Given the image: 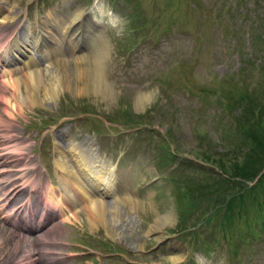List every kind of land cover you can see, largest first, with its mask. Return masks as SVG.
<instances>
[{"label": "rangeland", "instance_id": "obj_1", "mask_svg": "<svg viewBox=\"0 0 264 264\" xmlns=\"http://www.w3.org/2000/svg\"><path fill=\"white\" fill-rule=\"evenodd\" d=\"M3 1L0 15L14 9ZM10 4L18 13L9 24L22 26L16 38L25 58L41 53L31 27L48 24L47 14L56 9L59 23L49 26L56 38L40 46L59 51L57 74L64 81L68 77L67 85L53 94L41 90L38 103L10 116L1 94L10 95L11 90L0 76V179L9 182L23 171L34 176L26 184L25 198L41 209L38 220L42 214L41 222L50 217L44 228L34 231L45 241L37 240L35 250L52 247L54 252L45 251L44 256L64 264H264V0ZM72 4L87 18L82 29L70 24ZM3 26L0 19L1 59L4 35L12 33L9 25ZM72 33L81 34L75 49L69 44ZM98 46L102 76L113 90L109 97L89 86ZM5 64L20 77L21 61ZM47 64L56 68L55 62H43L46 82ZM140 94L147 100L139 102ZM13 134L24 138L4 149L3 142ZM81 139L92 147L94 158L88 165L95 173L102 164L91 162L100 160L122 173L119 186L103 193L109 206L107 228L93 222L72 192H66L61 181L65 172L55 164L60 145L66 166L76 168ZM25 152L39 175L31 176V165L20 170ZM244 163L249 169L245 177ZM46 183L47 191L56 189L55 201L66 195L70 208L79 210L77 219L64 224L62 218L70 211L61 208L62 201L58 205L47 199ZM10 186L15 184L1 191L10 192ZM38 186L36 200L37 192L31 191ZM117 192L127 199L113 205ZM17 206L12 200L0 208V224L10 230L22 223L24 213ZM165 215H171V223L152 230ZM177 247L184 258L174 263L170 255ZM17 256L3 254L14 264Z\"/></svg>", "mask_w": 264, "mask_h": 264}, {"label": "bare ground", "instance_id": "obj_2", "mask_svg": "<svg viewBox=\"0 0 264 264\" xmlns=\"http://www.w3.org/2000/svg\"><path fill=\"white\" fill-rule=\"evenodd\" d=\"M3 2L9 6L11 5V7L14 8L13 10L11 9L12 11H9V13L0 15V17H1L0 19L4 23L3 27H5L6 25H9V29H10L11 26L9 23H12V21L17 19L15 17L18 13L16 10L17 8L15 5L10 4L11 0L10 1L5 0ZM70 2H68V3H70ZM8 8H10V7H8ZM55 10L50 11L47 14L49 19H50L48 24H45V23L44 24H41V23L37 24V23H35L31 27V29L33 31L32 34L35 37L34 46L36 44L38 51H41V53L37 54L36 58H34V56H30L28 58H25V55L22 57V55L25 53H23V51L18 49L20 46V43H19V38H16V32H17L18 28H20V30L22 29L21 28L22 26L20 24L17 23L16 25L12 26V28L10 29L12 31L11 34H9V35L5 34L4 35V36H6V37L8 36V37L6 38L5 43L1 44V46H3V48H4L3 49V51H4L3 57L4 58L1 59V57H0V64H3L4 66L3 65L0 66V76L2 77L1 82L3 83V85L5 87H7V90L8 89H9V91L11 90V93H10V95L5 94V93L1 94V99H2L3 103H5V107H6L5 113H7L10 116L11 115L15 116L16 114H18V112H21V110L24 108V106H27V105L32 106V105L38 103L39 99H40V95L42 93L41 90L43 92H45L46 94H50V93L53 94V92L56 91L58 88L62 87L63 85L68 84V77L65 78V80L67 81L66 82V81H64V79L60 75L57 74L59 67H57L56 65H57V63H59V60H58V52L59 51H57V49H55V48H52L50 45L45 46L46 49L41 47L42 41L43 42L46 40L49 41V40H51L50 38H54V39L56 38L55 37L56 34L54 33V29L49 27V26H51L50 24L54 25L55 23H59V17H57V13L55 12ZM1 12H2V9L0 10V14H1ZM69 14H70V16H69L70 24L72 22L73 24L77 25L78 29H82L85 27V20L87 18H85L86 16H85L83 10H80L78 8V6H76V5L74 6L72 4V9L70 10ZM62 16L63 15H61V17ZM65 21H66V19H64V16H63L61 22H63V24H66V23H64ZM40 28H42V29L40 30ZM80 39H81V34L72 33L69 37V44L75 49L77 47ZM1 42H2V40H1ZM103 42H105V41L103 40ZM40 44H41V46H40ZM106 45H105L104 49L107 50L108 47H106ZM35 48H36V46H35ZM99 54H100V47L98 46V48L96 49V56H98V57L95 60V68H94L95 70L92 74H90V77H89L91 79L89 86H91L96 93L104 95L105 97H107V96L109 97L110 95L113 94V90L110 86V83L108 81L104 80V77L102 76L103 75L102 74V67H101L102 66V64H101L102 59L99 57ZM19 57H22V58L18 59ZM8 60H10V61H14V60L21 61V65L19 67L20 72H21V73L19 72V74H21V75L19 78L15 76L14 68L5 64V61H8ZM43 62L44 63L55 62V66H56L55 69L52 68L53 66H49L48 64L45 67L46 68L45 71L47 72V74L49 72V76H52L50 78L47 75L48 76L47 79L49 80L48 82H46L44 80V73L45 72L43 73V71H41V69H40L41 66L43 65ZM2 69H4V70H2ZM23 84H24L25 88H23ZM48 91H49V93H48ZM138 99H139V102L140 101L144 102L145 100H147L146 95H143V94L138 95ZM10 133H12V132H10ZM4 134H5V132H4ZM23 138L24 137H21L20 135H16V134L15 135L13 134L11 136H7V139H5L6 141L3 142V145L6 147V148L4 147V149L13 148L15 146V143L20 139L22 140ZM88 142L89 141L86 139H81V140H78L76 143L77 144L76 148L80 150V151L78 150V153H80V155H79L80 160L77 161V158H76V161L74 160V163H76V168H73V170H71L68 166H66V163L63 160L65 150L60 145L57 146L56 154H58V155L55 159V162H56L55 164H57L61 168V171L65 172V175L62 176L61 181H62L63 185L65 186L66 192H68V191L72 192L73 195L72 194L71 195L74 198L76 197V199L80 202V204L82 206L81 208H83V210L87 213L88 217H91L93 222L96 221L102 227L107 228L106 227L107 226V213H108V207L109 206L105 202V197H103V193H106V192L110 193L112 189L116 188V186H119V183L123 177H122V173L117 172L118 167L114 168L112 166V163L110 161H106V160L91 162L94 164L100 162L102 164L101 165L102 170H100L99 173H95L94 170H96V169H94L90 165H88V164H90L88 159L92 158V157L94 158V154L92 153V147L88 146ZM24 155L25 156L23 158H21L23 160H22V164H21L22 167L20 170H26V168L23 169V167L26 165H31L32 166V169L30 170V173L32 174L31 176H33V174L35 175V173H37L39 175V172H40L39 167H37L35 165L33 158L30 157V155L27 152H25ZM95 158L97 159V157H95ZM73 159H74V157H73ZM24 172L25 171H23V173L20 175L19 178L16 177V178H11V180L8 179V180H10L9 182H7V180H1L0 179V208L3 209L6 202L8 203V201L10 202V201L14 200L18 204V206H17L18 210L17 211L19 213H21V212L24 213V216H21L22 217L21 218L22 223H16V225H15L16 229L14 228V229L10 230L7 226L2 225V223L0 224V236L2 235L1 239H0V264H11L12 263V261H8V262L6 261L9 257L4 260L5 256L3 257V254L5 252H7L8 254H13V256H14V254L18 255L17 256L18 260L16 261L18 264H64L62 261L60 262L59 259L58 260L56 259V261L52 260L50 255L44 256L45 251L54 252L52 250L53 249L52 247H47V249H45V248L40 249L38 247L37 250H35V248H34V245H35L37 240L41 241L42 243L45 242L42 240L44 238V235L43 234L35 235L36 233L34 231L39 230L41 228H44V226L46 224H48V222L50 221L49 220L50 217L46 220V222H41V220H43L42 219L43 214H42V217H40L41 220L37 219L38 213H40L39 216L41 215V212H40L41 209L38 208L39 206L38 207L36 206V202L34 204L32 202V204H31L30 198L29 199L25 198V194H26L27 189H28L26 184L29 182V179L34 180V178H33L34 176L33 177H26L27 172L26 173H24ZM18 182L20 184H18ZM9 184L10 185L15 184V186L12 188L10 186V188H11L10 192L8 191L9 188H8V190H5L4 192H2L1 190L5 189L7 187V185H9ZM25 185H26V187H25ZM42 185L44 186V184H42ZM47 185L48 184L46 183L45 188H44V189H46L45 192L47 195V199L51 200L52 202L54 201L58 205L62 201V205H61L62 207L61 208H63V210H65L67 208L70 211L67 216H64L62 218V220L64 221V224L71 222L73 218L77 219L79 216V210H72V208H70V206L72 205V202L69 201L68 198H65L66 195L64 194L65 196H64V198L62 197L63 199L58 198L55 201L56 198H54V197H56V196H54V193H55L56 189L52 188L51 190L47 191V189H48ZM102 186H104L103 189L106 191H104L102 189ZM13 189H14V192L16 190L17 191L11 195L10 193ZM38 190H40L39 186L34 188L32 191L30 190L31 195H32V192H33V194L35 192H37L36 194H38V195L36 196V200H38V196L40 193V192H38ZM44 195H45V193H44ZM112 195L114 196L113 199L111 200V204H113V205H117V202L119 200L127 199V198H124V196H122V194H118V192H117V194L113 193ZM106 201H107V199H106ZM127 201L131 202L130 200H127ZM40 202H41V200H40ZM124 202H126V201H124ZM19 204H21V205H19ZM58 207H57V209H58ZM14 210H16V209H14ZM5 215H7V213ZM171 219H172L171 215H165V217L161 216L160 218H158L156 220L155 226L152 227V230H155V229L162 230L163 227H162L161 223L170 224ZM34 220L36 222H38L37 225H34V222H35ZM39 222H41V223H39ZM22 230H25L28 233L23 232ZM21 247H23V248H21ZM170 256H171L172 262H174V263H178L179 261H181L184 258L182 250L178 247L173 249V253ZM16 262H15V264H16ZM12 264H14V263H12Z\"/></svg>", "mask_w": 264, "mask_h": 264}, {"label": "trees", "instance_id": "obj_3", "mask_svg": "<svg viewBox=\"0 0 264 264\" xmlns=\"http://www.w3.org/2000/svg\"><path fill=\"white\" fill-rule=\"evenodd\" d=\"M262 104H263V103H262ZM247 151H248V152H247ZM247 151H246V152H247V155H249V154H250L249 149H248ZM246 166H247V165L244 163V166H242V167H243L242 169H245ZM233 168H235V171H234V172L237 173V172H238V170L236 169L237 167L234 166ZM233 168H232V169H233ZM263 169H264V168H263ZM246 170H247V171L244 172V177H245V176H248V174H249V171H248L249 169L246 168ZM263 175H264V172H263ZM242 177H243V176H242ZM244 177H243V178H244Z\"/></svg>", "mask_w": 264, "mask_h": 264}]
</instances>
